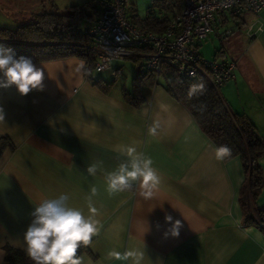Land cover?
<instances>
[{
	"label": "crops",
	"instance_id": "0c3cea01",
	"mask_svg": "<svg viewBox=\"0 0 264 264\" xmlns=\"http://www.w3.org/2000/svg\"><path fill=\"white\" fill-rule=\"evenodd\" d=\"M33 1L42 4V10L30 11L26 20L33 13H63L93 0ZM127 4V12L145 16L129 0ZM10 10L3 13L18 12ZM242 18L245 26L222 44L236 70L219 92L228 109L245 117L264 140V30L248 39L245 28L253 16L246 13ZM260 18L264 20V10ZM121 62L112 61L108 71L95 75L86 74L85 61L75 56L38 62L44 71L42 91L21 95L14 86L0 89L5 113L0 138L12 144L0 156V252L10 246L27 254L23 235L30 213L42 200L64 193L69 206L86 216L91 196L99 212V232L88 246L90 253L79 255L83 264H130L109 259L113 250L141 251V264H264V230L246 222L240 203L246 177L241 160H217L214 143L159 80L153 85L141 79L140 103H127L123 92L133 90L141 66L134 61L136 69L130 71L127 85L118 81ZM104 73L114 80L106 92L101 84L110 80ZM93 78L100 85H94ZM155 122L160 127L152 135L149 129ZM126 146H135L153 160L161 180L150 198L142 195L139 182L109 194L106 174L127 162L120 151ZM97 162L100 169L88 174V166ZM257 163L262 184L253 206L264 210V155ZM166 214L181 221L179 237H165L170 227Z\"/></svg>",
	"mask_w": 264,
	"mask_h": 264
},
{
	"label": "trees",
	"instance_id": "16d2710c",
	"mask_svg": "<svg viewBox=\"0 0 264 264\" xmlns=\"http://www.w3.org/2000/svg\"><path fill=\"white\" fill-rule=\"evenodd\" d=\"M96 1L88 2L82 7L72 6L63 13L54 11L33 13L14 28L0 26V45L14 49L18 56L31 57L34 63L70 56L82 58L85 61L86 74L92 72L94 52L85 31L95 20L92 21L93 15L97 17L100 13V7ZM181 7V0H153L144 17L139 18L134 14L130 18L128 16V21L139 30L160 33L167 27L171 18L180 13ZM88 20L91 22L83 28L82 24L87 25ZM239 21L232 34L245 26L246 22L242 17ZM226 38L218 37L220 41ZM199 48L200 43L197 45L198 51ZM147 53L149 49L145 46L137 47L135 56L129 60L140 61ZM221 57H230L224 45L215 52L214 58ZM142 67L143 69H139L133 79V90L123 92L124 100L133 106L138 105L141 101L139 92L141 79H147L154 85L158 84L161 78L165 90L189 111L199 128L214 145L216 147L227 145L231 149V156L225 160L233 157L241 160L246 177L240 203L246 215V222L251 220L250 222L258 227V221L264 215V210L256 209L253 205L262 184L257 162L264 155V140L258 136L255 127L245 117L232 113L219 90L211 86L206 79L182 78L178 72L163 64L156 80V76L146 69L145 64ZM200 80L206 84L207 91L203 95L189 99L187 96L189 86ZM92 82L94 85H100L99 80L95 78ZM113 83L114 80L105 81L101 84L102 91L106 92ZM6 149H12L10 140L7 137L0 138V156ZM252 215L255 216L254 220L251 218ZM89 244L81 245L77 255L83 252L90 253ZM3 251L5 264H34L29 255L19 249L4 246Z\"/></svg>",
	"mask_w": 264,
	"mask_h": 264
},
{
	"label": "built area",
	"instance_id": "2783aa9c",
	"mask_svg": "<svg viewBox=\"0 0 264 264\" xmlns=\"http://www.w3.org/2000/svg\"><path fill=\"white\" fill-rule=\"evenodd\" d=\"M179 14L173 16L160 33L146 32L132 26L127 19V0H97L100 13L86 29L94 52L92 74L110 69V62L134 57L136 48L145 46L149 53L143 57L145 67L156 76L163 64L178 72L182 78H204L216 90L234 77L236 62L231 57L206 59L197 45L214 34L226 38L236 30L243 14L253 16L245 28L248 39L264 30L260 13L264 0H181ZM223 28H225L223 30ZM264 229V215L258 221Z\"/></svg>",
	"mask_w": 264,
	"mask_h": 264
},
{
	"label": "clouds",
	"instance_id": "9594fccd",
	"mask_svg": "<svg viewBox=\"0 0 264 264\" xmlns=\"http://www.w3.org/2000/svg\"><path fill=\"white\" fill-rule=\"evenodd\" d=\"M44 71L38 67L31 57L17 55L14 49L0 45V89L15 87L19 94L27 95L33 90H43ZM207 91L203 80L192 83L189 86L187 96L192 99L203 95ZM5 121V113L0 107V122ZM159 122L150 127L152 135L157 134ZM122 154L128 157L127 162H122L119 167L106 174V182L109 194L123 192L132 187L134 182H139L144 190L142 195L150 198L154 190L158 189L160 176L152 166L153 160L138 152L135 146H126L120 149ZM217 160H224L231 156V149L227 145L215 148ZM101 162L94 163L87 168L90 175L100 169ZM97 189H91L94 196ZM69 196L60 194L53 199L42 200L30 213L31 222L27 226L23 241L25 251L34 261V264H83V257L77 255L81 245H88L93 236L99 232V214L88 198L89 215H85L80 209L70 207ZM165 221L170 227L165 232V237H179L183 227L180 220L173 221L171 215H165ZM4 253L0 252V264ZM109 259L117 261H130V264H141L144 253L138 250H127L123 253L110 251Z\"/></svg>",
	"mask_w": 264,
	"mask_h": 264
},
{
	"label": "rangeland",
	"instance_id": "374dc122",
	"mask_svg": "<svg viewBox=\"0 0 264 264\" xmlns=\"http://www.w3.org/2000/svg\"><path fill=\"white\" fill-rule=\"evenodd\" d=\"M152 1L153 0H129V2H132L134 4V8L139 13V15L141 14L145 15L146 10L151 7ZM43 6H46V3L43 4ZM41 7L42 4L34 2L33 0H0V26L7 28H14L20 22L26 20L24 19V17L27 13H29L30 11H34V9L42 10ZM11 8H15V10H18V12L3 13V10L11 11L10 10ZM156 10L157 9H155V11ZM128 12H129L128 15L129 18L132 15H134V13L131 10H128ZM8 17L10 20L6 19ZM224 40H222L223 42H220V40L214 34H211L210 36H208L206 40H203L200 43L199 51L204 58L212 59L214 52L221 48V45L225 42ZM143 63L144 60L141 59L138 65L139 67L141 66L139 69H143L142 67ZM118 64L121 66V73L118 76V81H122L127 85L131 84L132 80H131L130 71L136 69L135 62L133 60H125L124 62ZM102 77L105 80H110L112 78V74L104 73ZM161 82L162 79L160 78V83Z\"/></svg>",
	"mask_w": 264,
	"mask_h": 264
}]
</instances>
